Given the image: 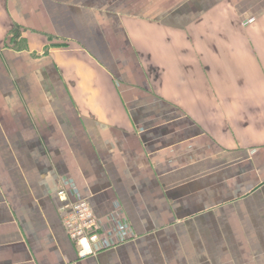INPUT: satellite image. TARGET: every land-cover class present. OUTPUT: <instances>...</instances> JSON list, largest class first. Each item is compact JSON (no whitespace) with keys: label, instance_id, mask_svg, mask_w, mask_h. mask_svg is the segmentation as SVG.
Here are the masks:
<instances>
[{"label":"crops","instance_id":"0c3cea01","mask_svg":"<svg viewBox=\"0 0 264 264\" xmlns=\"http://www.w3.org/2000/svg\"><path fill=\"white\" fill-rule=\"evenodd\" d=\"M0 264H264V0H0Z\"/></svg>","mask_w":264,"mask_h":264},{"label":"built area","instance_id":"2783aa9c","mask_svg":"<svg viewBox=\"0 0 264 264\" xmlns=\"http://www.w3.org/2000/svg\"><path fill=\"white\" fill-rule=\"evenodd\" d=\"M58 194L63 201L61 214L69 237L80 247L82 256L95 254L101 224L91 206L83 200L72 201L63 187Z\"/></svg>","mask_w":264,"mask_h":264},{"label":"trees","instance_id":"16d2710c","mask_svg":"<svg viewBox=\"0 0 264 264\" xmlns=\"http://www.w3.org/2000/svg\"><path fill=\"white\" fill-rule=\"evenodd\" d=\"M19 36V28L15 29L14 31V37L17 38Z\"/></svg>","mask_w":264,"mask_h":264}]
</instances>
